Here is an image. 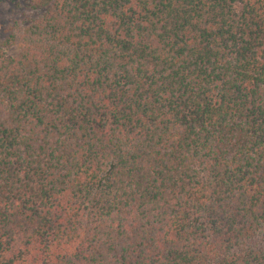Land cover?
<instances>
[{
  "label": "trees",
  "instance_id": "obj_1",
  "mask_svg": "<svg viewBox=\"0 0 264 264\" xmlns=\"http://www.w3.org/2000/svg\"><path fill=\"white\" fill-rule=\"evenodd\" d=\"M24 3L0 264H264V0Z\"/></svg>",
  "mask_w": 264,
  "mask_h": 264
},
{
  "label": "rangeland",
  "instance_id": "obj_2",
  "mask_svg": "<svg viewBox=\"0 0 264 264\" xmlns=\"http://www.w3.org/2000/svg\"><path fill=\"white\" fill-rule=\"evenodd\" d=\"M24 11V0H0V34L11 31V25Z\"/></svg>",
  "mask_w": 264,
  "mask_h": 264
}]
</instances>
